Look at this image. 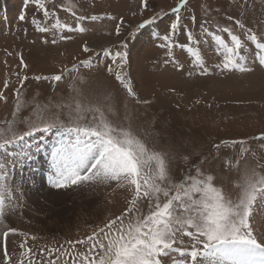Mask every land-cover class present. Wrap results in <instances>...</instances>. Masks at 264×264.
Masks as SVG:
<instances>
[{"label":"rangeland","instance_id":"obj_1","mask_svg":"<svg viewBox=\"0 0 264 264\" xmlns=\"http://www.w3.org/2000/svg\"><path fill=\"white\" fill-rule=\"evenodd\" d=\"M45 3L55 13L51 19H45L32 2L26 6V0H0V132L9 127L23 132L29 123L42 124L51 119L67 125L70 113L82 115L81 123H88L93 113H78L77 104L86 109L110 96L113 111L105 112L107 119L130 130L149 150L167 153L173 182L189 175L196 178L199 169L204 175H212L213 185L235 199L245 168L255 167L264 174L261 167L264 140L254 139L264 134V67L253 63L255 46L247 42L252 71L221 73L214 65L221 62L222 55L217 54L214 39L202 35L200 29L201 23L209 20L210 32H215L218 24L233 28L244 39L234 24L239 19L257 36L264 37V0H188L181 10L185 27L176 37L185 48L173 49L182 70L165 63L167 50L158 47L162 41L151 35L165 34L164 29L173 19L171 10L180 0H147V7L143 0H45ZM68 9L99 19L83 21L84 32H39L32 23L36 19L42 25H51L59 17L62 23L75 27V18ZM21 15L25 16L23 21L19 19ZM156 16L162 17L157 21L159 27L149 25L137 31L138 25ZM192 16L195 23L191 22ZM230 16L232 20L228 19ZM121 20V32L116 35ZM187 30L200 41L198 49L211 69L209 75H199L192 67L186 48L194 45L185 35ZM217 34L230 42L227 33ZM61 35L68 38L60 39ZM122 41L128 44L125 75L136 96L148 103H137L127 95L114 75L108 73L107 65L111 62L107 59L94 63L92 68L81 67L79 72L67 74L59 82L35 79L61 74L62 69L88 59L95 62L96 52L119 50ZM85 44L93 51L84 52ZM21 57L28 66L26 69L21 65ZM24 75L29 79L21 88ZM56 140L57 137L46 135L32 141V146L26 149L30 157L11 169L10 184L19 200L18 203L14 200L0 217V264H74V261L84 264V256L91 261L94 255L89 252L92 242L87 237L94 232L99 233L97 239L103 237L99 229L118 216L124 217L127 226L137 215L143 218L148 214L147 201L143 199L137 201L138 213L136 209L127 211L134 197L133 186L127 183L89 182L52 187L50 152ZM234 140L244 143L233 145ZM215 144L221 148L217 150ZM249 222L258 239L264 236V199L257 197ZM119 224L117 221L113 225V232ZM10 229L16 231L5 238L4 233ZM81 240L86 242L75 243ZM184 240L187 244V237ZM5 245L9 261L3 255ZM99 251L97 246L95 252ZM162 259L172 264L170 257Z\"/></svg>","mask_w":264,"mask_h":264},{"label":"snow or ice","instance_id":"obj_2","mask_svg":"<svg viewBox=\"0 0 264 264\" xmlns=\"http://www.w3.org/2000/svg\"><path fill=\"white\" fill-rule=\"evenodd\" d=\"M27 2L34 3L43 12L45 19L55 16V13L46 7L45 0H26V6ZM143 2L147 7V0ZM187 3L188 0H180V3L171 10L173 19L164 29L165 34L161 35L159 32L151 34L153 39L162 41L157 46L167 50L165 63L175 65L177 70H182L183 66L176 59L173 49L185 48L176 37L185 27L181 10ZM68 10L75 18V27L62 23L59 17H56L55 23L51 25H42L36 19H33L32 23L39 32L52 30L58 33L77 30L84 32L83 21L99 19L96 16L77 15L75 11ZM19 19L23 21L25 16L21 15ZM159 19L162 17L156 16L145 21L138 25L137 31L149 25L159 27L157 24ZM228 19L233 18L230 16ZM191 22H196L195 16L191 17ZM122 24L123 20L116 27V35H120ZM234 24L241 30L244 39H241V35L235 34L233 28L220 27L218 24L215 25L216 31L210 32L209 20L203 21L200 25L201 34L211 36L215 41L217 54L222 55L221 62L214 65L215 70L221 73L252 71V67L249 66L247 42L255 46L253 63L258 62L259 66L264 67L262 42L264 37L257 36L239 19H236ZM218 32L227 33L230 42H226L217 34ZM185 35L191 45H194L186 48L192 58V67L198 70L199 75H209L211 69L206 65L198 49L200 41L190 30L185 31ZM67 38L60 36V39ZM52 42L55 43V39ZM127 48V42L122 41L118 46L119 50L113 51L109 48L96 52L95 62L88 59L81 61L79 65L62 69L61 74L50 78L37 76L35 79L59 82L67 74L79 72L81 67L92 68L94 63L107 59L111 62L107 65L108 73L114 75L127 95L135 98L137 103H148L136 96L130 80L125 75L124 69L128 62ZM83 51L93 50L85 44ZM21 65L25 69L28 67L23 57ZM191 74L189 72V75ZM28 79L27 75L21 78V88ZM19 97L18 91V109ZM110 99V96H105L86 109L77 104L78 113L82 111L93 113L92 121L88 123H81L84 118L82 115L72 116L70 113V123L67 125L59 119H51L42 124L29 123L23 132H17L11 127L0 132V217L6 214L14 200L17 203L19 200L16 190L10 184L11 169L23 164L25 159L30 157L26 149L32 146V141H39L42 136L53 135L57 140L50 152L49 182L52 187L66 188L89 182L116 181L133 186L134 197L128 212L136 209L138 213L137 201L142 199L147 201L148 214L143 218L137 215L134 221H129L125 226L124 217L118 216L116 220L99 229L100 233H104L103 237L97 239L99 233L95 232L87 237V241L92 242L89 252L94 255L91 261L88 256H84V264H167L162 259L164 257H170L172 264H264V236L258 239L249 222L257 197L264 199V174L258 172L255 167L245 168L238 184L240 191L235 199L213 185L212 175H204L199 169H196V178L189 175L175 183L170 175V160L167 153L149 150L130 130L107 119L105 112L113 111ZM38 133L41 135H37ZM254 139L264 140V134ZM237 143L243 144L244 141H232L233 145ZM214 147L219 150L221 145L215 144ZM240 155L242 157L243 152ZM117 221H120V224L113 232V225H116ZM105 228L108 229L107 232ZM15 231V229L6 231L4 237L7 238L9 232ZM185 237L188 239L187 244ZM85 242L81 240L75 243ZM97 246L100 249L98 253L95 252ZM28 251L31 252V249ZM173 254H177L180 259H176ZM3 255L5 261L10 260L6 245Z\"/></svg>","mask_w":264,"mask_h":264}]
</instances>
